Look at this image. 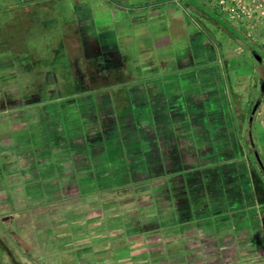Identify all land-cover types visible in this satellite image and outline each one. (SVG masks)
<instances>
[{
	"label": "crops",
	"instance_id": "crops-1",
	"mask_svg": "<svg viewBox=\"0 0 264 264\" xmlns=\"http://www.w3.org/2000/svg\"><path fill=\"white\" fill-rule=\"evenodd\" d=\"M262 83L209 0H0V200L50 264H264Z\"/></svg>",
	"mask_w": 264,
	"mask_h": 264
},
{
	"label": "rangeland",
	"instance_id": "rangeland-1",
	"mask_svg": "<svg viewBox=\"0 0 264 264\" xmlns=\"http://www.w3.org/2000/svg\"><path fill=\"white\" fill-rule=\"evenodd\" d=\"M18 205L16 201L8 207L0 200V264H50L49 255L38 257L48 247L36 245L31 236L34 232L24 229L25 214L22 211L10 214L9 208Z\"/></svg>",
	"mask_w": 264,
	"mask_h": 264
},
{
	"label": "built area",
	"instance_id": "built-area-1",
	"mask_svg": "<svg viewBox=\"0 0 264 264\" xmlns=\"http://www.w3.org/2000/svg\"><path fill=\"white\" fill-rule=\"evenodd\" d=\"M217 6L225 17L241 25L245 20L251 19L263 25L264 31V0H209Z\"/></svg>",
	"mask_w": 264,
	"mask_h": 264
},
{
	"label": "trees",
	"instance_id": "trees-1",
	"mask_svg": "<svg viewBox=\"0 0 264 264\" xmlns=\"http://www.w3.org/2000/svg\"><path fill=\"white\" fill-rule=\"evenodd\" d=\"M250 130H251V128H250ZM244 140H245V142L247 144L246 146H247V149L249 151V155L251 157V163H252L251 166H252V169H253L252 174L254 175V178L257 181L264 180V170L262 169V167L259 165L258 161L256 160V157H255V154H254V151H253L254 148H256V147H255V143H254L252 132L250 134H249V132H247V135L244 138ZM260 159H261V157H260ZM261 162H262V166L264 168V161L262 159H261ZM254 171H257V173H255ZM14 264H19V263L16 262Z\"/></svg>",
	"mask_w": 264,
	"mask_h": 264
},
{
	"label": "water",
	"instance_id": "water-1",
	"mask_svg": "<svg viewBox=\"0 0 264 264\" xmlns=\"http://www.w3.org/2000/svg\"><path fill=\"white\" fill-rule=\"evenodd\" d=\"M254 56H255L258 60H260V56L258 55V53L254 52ZM262 89H264V83H262ZM257 105H258V101L254 104V106L252 107L251 112H250V114H249V118H248L249 126H250L251 123H252L253 115H254V112H255V110H256ZM248 132H249V134L251 133L250 127H249ZM253 151H254V154H255L256 160L258 161L259 165H260V166L262 167V169L264 170V168H263V166H262L261 159H260V157H259V155H258V153H257L256 148H254Z\"/></svg>",
	"mask_w": 264,
	"mask_h": 264
}]
</instances>
